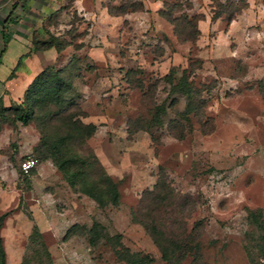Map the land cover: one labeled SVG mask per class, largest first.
<instances>
[{"label": "rangeland", "instance_id": "obj_1", "mask_svg": "<svg viewBox=\"0 0 264 264\" xmlns=\"http://www.w3.org/2000/svg\"><path fill=\"white\" fill-rule=\"evenodd\" d=\"M130 1L142 3L143 10L127 8L121 20L106 23L97 6L88 20L75 13L79 21L70 29L74 12L64 0L62 17L36 14L41 20H33L31 15L37 28L17 40L9 23L24 22L22 11L12 10L26 0H0V8L11 7L8 19L0 17V107L21 100L22 94L15 97L32 66L49 63L36 73L44 67L64 70L72 84L65 97L84 112L82 122L95 125L91 136L67 143L91 166L84 181H101L104 171L119 193L117 205L106 201L99 207L72 189L49 157L33 151L39 129L48 138L62 137V123L47 124L41 117L12 124L11 111H5L0 116L5 264H123L115 253L119 244L149 255L150 264H171L161 259L135 216L175 235L187 236L195 223L187 238L198 243L201 264H251L249 254L254 264H264L259 244L264 237V0H220L228 8V1L245 2L231 20L225 14L210 20L217 9L210 0H182L189 3L182 13L202 16L192 42H180L158 16L161 1ZM49 35L72 41L52 60L50 52L31 56V41ZM78 43L82 46L75 50ZM183 76L203 101L193 111L181 92ZM27 157L36 163L22 175L17 164ZM148 190L160 199L152 194L144 199ZM92 222L100 227L95 246L87 244L83 228L63 238L72 224L89 228ZM189 261L190 256L177 264Z\"/></svg>", "mask_w": 264, "mask_h": 264}, {"label": "trees", "instance_id": "obj_2", "mask_svg": "<svg viewBox=\"0 0 264 264\" xmlns=\"http://www.w3.org/2000/svg\"><path fill=\"white\" fill-rule=\"evenodd\" d=\"M161 1L162 7L156 12L159 17L164 19L172 26V32L180 42H192L196 39L199 34L197 22L201 19V15H186L181 12L182 5L189 8L188 1L178 0L174 3H167V0ZM71 2V0H69ZM210 3L217 8L216 11L212 12L210 20H215L225 14L228 20L244 7L245 2L242 1L240 6L236 3L228 1V7H225L220 0H210ZM66 6V5H65ZM106 12L110 16H123L127 8L130 11H142V3H136V1L121 3L120 5H114L106 3L104 5ZM179 12V15H175ZM79 21L76 14L73 13L71 20L69 21L70 29L73 28L74 22ZM1 37L4 43L7 41V35L1 32ZM72 38L69 41L60 39L59 41L55 36L49 35L45 40H32L33 50H46L54 49L55 52H59L64 47L71 44ZM82 46L81 43L73 45V48L79 49ZM5 47L1 49V53ZM44 67L38 73H36L30 82L26 85L22 92L21 100L12 106L1 105L0 116L4 115L5 111H11L10 122L14 124L19 122L22 125L28 124L30 121L35 119L41 120L44 118L45 123L54 124V122H61L65 133L62 137L48 138L44 135L43 130L39 129V139L37 144L34 146L33 151L37 152L42 157H49L54 167L62 174L64 181L74 190H78L88 198L92 199L97 206H103L104 202L112 205H117L119 193L117 190L116 182L112 181L108 174L103 171L104 178L99 181H84L86 172L91 168L90 164H87L85 159H82L77 155L76 151H73L69 144V140H80L91 136L95 130V125L92 123H84L79 117L85 116L84 112L80 109L76 101L69 97H65L67 92L71 89L72 84L67 77L64 76V70H49ZM132 70L128 69L125 72V79L129 80ZM180 85L183 86L181 92L188 98V110L193 111L197 109L203 101L200 99L199 91L193 87V85L187 80L186 77H182ZM194 108V109H193ZM9 122V123H10ZM127 133H133L127 127ZM182 136V135H178ZM22 161V160H21ZM17 167L22 175L19 168L20 162ZM88 184V186L86 185ZM76 187V188H75ZM157 186L154 185V189ZM142 197L151 195L152 190L146 191ZM152 197L156 200L160 199V196L156 193L152 194ZM7 215V212L0 214V228L3 223V219ZM141 216V215H140ZM135 222L142 225L143 229L149 234L152 242L158 246L160 250V257L163 261L170 262L171 264H177L181 260L190 256L189 264H201L198 250V243L191 244V238H187L193 229L196 228L195 223L191 228L187 236H184L182 232L177 233H166L164 227H158L153 221H147L145 217L137 219L133 217ZM198 223H196L197 225ZM79 228H83L86 236V242L90 246H95L99 239L100 227L97 222H92L89 228L81 227L76 224H72L68 227L64 233V237L73 234ZM33 230L36 232V228ZM118 236L115 237L114 241ZM184 237V238H183ZM186 237V239H185ZM116 242V241H115ZM260 251L264 253V237L260 239ZM118 254L119 260H123V264H150L152 258L147 254L140 252H130L126 247H122L119 244V249L115 251ZM248 256V253H247ZM251 264L254 261L251 259L250 254L248 257ZM0 264H5V253L2 246V240L0 236Z\"/></svg>", "mask_w": 264, "mask_h": 264}, {"label": "crops", "instance_id": "obj_3", "mask_svg": "<svg viewBox=\"0 0 264 264\" xmlns=\"http://www.w3.org/2000/svg\"><path fill=\"white\" fill-rule=\"evenodd\" d=\"M155 1L157 2L158 0H155ZM64 5H65L64 0H26V2H24L22 5H16V7L14 8L15 10L13 9L12 11L14 13H18L19 11H22V14L24 16L23 18H25V20L22 23L20 21H18L17 23L13 22L14 24L9 23L10 27L13 26L12 28H9V30L10 29L13 30V32L10 34H13L12 36L17 38V40H18L19 38L17 36L22 37L25 33L26 34L28 33V30L30 28H37V27H35L34 23L30 22L31 21L30 20L31 15L32 16L34 15L33 20L36 18V16H35L36 14H41L42 16L59 15V18L62 17V13L66 11V10L64 11V9H62V6H64ZM97 6L100 7V10H98V12H99L98 15H99V18L102 22L108 23V22H116L119 19L121 20V16H110V15H108L106 12V9L104 7V3L101 1L99 2L98 0H71L69 9L72 8L71 14L73 12L78 13V15L80 16L81 19L83 18V20H88L89 19L88 14H90V13L92 14L94 11H97L96 10ZM10 9H11V7L9 5L5 6L3 8H0V17L5 16V19H8L7 14H8V12H10ZM157 10L158 9H156V11ZM41 15H40V17H41ZM98 15H97V17H98ZM19 17H21V16H19ZM40 17L37 16L36 19L41 20ZM21 29L24 31H22ZM11 40H13V39H11ZM29 51H31V56L38 54V53L41 54L44 52H50L51 60L54 58L53 56L56 55L55 50L52 48L47 49V50H39V51L33 50L34 52H32V50H29ZM31 56H29V57H31ZM26 59H27L26 57L22 58V61L25 63ZM47 64H49V63H44L42 65L38 64V66L34 65L31 67L30 73H28V75L24 76L25 78L23 77L24 78L23 82L21 80V84L23 83V86H21V88L19 89L18 95L15 97V99L17 97H19V98L21 97V94H22L24 88L26 87L28 82H30V80L33 78V76L36 74V72L39 70V68L41 66H45ZM18 84H20V82Z\"/></svg>", "mask_w": 264, "mask_h": 264}, {"label": "built area", "instance_id": "obj_4", "mask_svg": "<svg viewBox=\"0 0 264 264\" xmlns=\"http://www.w3.org/2000/svg\"><path fill=\"white\" fill-rule=\"evenodd\" d=\"M35 163L36 160L34 158L27 157L20 162L19 168L22 171V173H27L30 169L34 168Z\"/></svg>", "mask_w": 264, "mask_h": 264}]
</instances>
